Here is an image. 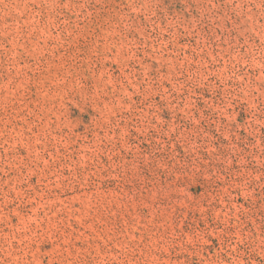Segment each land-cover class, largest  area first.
<instances>
[{"label":"rangeland","instance_id":"374dc122","mask_svg":"<svg viewBox=\"0 0 264 264\" xmlns=\"http://www.w3.org/2000/svg\"><path fill=\"white\" fill-rule=\"evenodd\" d=\"M0 264H264V0H0Z\"/></svg>","mask_w":264,"mask_h":264}]
</instances>
